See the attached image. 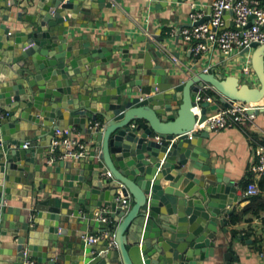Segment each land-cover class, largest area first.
I'll list each match as a JSON object with an SVG mask.
<instances>
[{
	"label": "water",
	"instance_id": "water-1",
	"mask_svg": "<svg viewBox=\"0 0 264 264\" xmlns=\"http://www.w3.org/2000/svg\"><path fill=\"white\" fill-rule=\"evenodd\" d=\"M122 2L0 0V264H206L226 244L243 192L204 145L211 130H195L219 105L196 96L211 83L226 106L261 101L264 43L242 52L252 51L251 86L214 67L183 74L180 38L160 31L126 41L121 29L77 32ZM73 127L89 151L50 159L57 130ZM104 207L107 224L95 216ZM233 255L224 253L229 264Z\"/></svg>",
	"mask_w": 264,
	"mask_h": 264
},
{
	"label": "crops",
	"instance_id": "crops-1",
	"mask_svg": "<svg viewBox=\"0 0 264 264\" xmlns=\"http://www.w3.org/2000/svg\"><path fill=\"white\" fill-rule=\"evenodd\" d=\"M159 1L123 0L122 3H115L114 8L104 11V18H99L96 14L87 16V19L94 21V27L90 28L88 24L79 25L77 32L81 34L96 31L102 35V39H106L109 32L121 29L123 41L134 38L140 31L147 32L150 36L160 31V35L169 37L172 28L189 22L191 3H197L199 7L209 9L214 0H183L170 3L168 7H163ZM111 18L117 25L106 27L104 21L108 22ZM170 40L175 42L177 38ZM111 41L118 42L119 45L122 43L114 39ZM173 49L179 52V60L176 64L183 74L186 69L204 70L206 67H214L218 73L230 74L229 61L238 65L237 57L242 55L241 52H235L227 59L211 55H202L196 59L191 54L189 45L182 39L178 44L173 45ZM76 128L82 132L80 127ZM204 145L210 149L215 165L225 167L226 173L239 182L238 189L243 192L241 202L230 203L235 205V210L228 216L229 230L222 233L226 244L220 248L217 259L206 264H229L224 256L225 251L228 250L234 254L231 264H264V258H261L258 253L264 249V210H261L259 214L253 212L261 203L253 202L255 196L246 195L251 166L258 159V153L264 145V110L257 114L255 123L250 122L246 125L211 131L210 137L204 140ZM49 158L51 159L52 155ZM260 196L264 200V193ZM11 203L19 204L18 201ZM133 204L134 200L131 199L130 205ZM252 206H254L253 209ZM233 213L238 215L239 220L236 222L232 221ZM234 230L238 231V235L234 233Z\"/></svg>",
	"mask_w": 264,
	"mask_h": 264
},
{
	"label": "built area",
	"instance_id": "built-area-1",
	"mask_svg": "<svg viewBox=\"0 0 264 264\" xmlns=\"http://www.w3.org/2000/svg\"><path fill=\"white\" fill-rule=\"evenodd\" d=\"M189 22L177 28H172L169 32L171 39L180 38L189 45L191 54L197 59L202 55L218 56L227 59L235 52L244 51L251 47L253 43H264V0H214L209 9L199 7L197 3H191ZM231 12V13H230ZM229 13V17H227ZM251 23V25H249ZM253 49V48H252ZM241 66L229 61L230 74L243 72L251 74L254 70L251 52ZM178 61L179 59H176ZM227 67V66H226ZM209 67L204 68L207 71ZM235 71V73H233ZM249 77L246 82L252 81ZM242 84H245L242 82ZM252 86V85H251ZM224 94L211 83H205L197 92L196 101L201 104L209 101L218 104L216 110L210 112L209 116L195 127L196 131L209 128L211 131L233 128L240 125L255 123L257 114L264 110V98L258 102H245L240 100H229L228 106L221 103ZM230 99V98H229ZM232 101V102H231ZM200 113L202 107H199ZM104 124L98 120L91 124V128H103ZM57 135L52 140V160L64 158H81L89 151V143L85 135L76 127L57 130ZM27 144H25V147ZM107 176H112V172L107 170ZM251 174L254 180L248 183L246 195L259 196L264 193L259 181L264 177V145L258 153V159L251 166ZM123 206L128 207L131 199L124 195L117 197ZM107 208H100L96 211V218L102 223L112 221L108 215ZM264 223V222H263ZM110 231L102 234L86 237L90 242H97L102 237H109ZM264 239V232H263ZM264 243V241H263ZM115 245V241H111ZM264 258V249L259 252Z\"/></svg>",
	"mask_w": 264,
	"mask_h": 264
},
{
	"label": "trees",
	"instance_id": "trees-1",
	"mask_svg": "<svg viewBox=\"0 0 264 264\" xmlns=\"http://www.w3.org/2000/svg\"><path fill=\"white\" fill-rule=\"evenodd\" d=\"M255 179V177L252 175V174H250V176L248 177V180H247V186H248V183L250 182V181H252V180H254ZM259 184H260V186L263 188V190H264V177L259 181ZM260 202L261 204L258 206V207H256L254 210L255 211H253V212H255L256 214H259V212L261 211V210H264V200H263V197L262 196H255L254 198H253V202L255 203V202ZM254 208V206H252V209ZM248 211H250V209L248 210ZM235 213H233L232 214V221L233 222H236L237 220H239V218H238V215H234ZM111 230H113V228H111ZM234 233L236 234V235H238V231L237 230H234Z\"/></svg>",
	"mask_w": 264,
	"mask_h": 264
},
{
	"label": "rangeland",
	"instance_id": "rangeland-1",
	"mask_svg": "<svg viewBox=\"0 0 264 264\" xmlns=\"http://www.w3.org/2000/svg\"><path fill=\"white\" fill-rule=\"evenodd\" d=\"M218 57V56H217ZM246 58H248V53H245V54H242L240 56L237 57L238 59V65L241 66L243 63L246 62ZM252 64V63H251ZM235 73V71L233 72ZM239 77H240V80L241 82H244L245 84H249V85H259V78L257 77V74L255 71H253L251 74H246V73H239ZM249 77H252L253 80L250 81V82H246V80L249 78ZM256 121V120H255Z\"/></svg>",
	"mask_w": 264,
	"mask_h": 264
},
{
	"label": "clouds",
	"instance_id": "clouds-1",
	"mask_svg": "<svg viewBox=\"0 0 264 264\" xmlns=\"http://www.w3.org/2000/svg\"><path fill=\"white\" fill-rule=\"evenodd\" d=\"M130 199H131V197H130ZM131 202V201H130ZM129 206H130V204H129ZM112 218V217H111ZM107 231H111V230H107ZM102 233V232H101Z\"/></svg>",
	"mask_w": 264,
	"mask_h": 264
},
{
	"label": "bare ground",
	"instance_id": "bare-ground-1",
	"mask_svg": "<svg viewBox=\"0 0 264 264\" xmlns=\"http://www.w3.org/2000/svg\"><path fill=\"white\" fill-rule=\"evenodd\" d=\"M247 59V58H246Z\"/></svg>",
	"mask_w": 264,
	"mask_h": 264
}]
</instances>
